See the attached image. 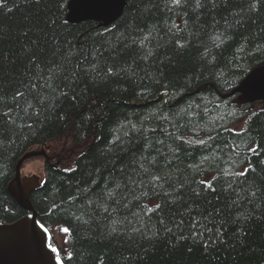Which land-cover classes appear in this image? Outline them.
Masks as SVG:
<instances>
[{
    "label": "trees",
    "instance_id": "trees-1",
    "mask_svg": "<svg viewBox=\"0 0 264 264\" xmlns=\"http://www.w3.org/2000/svg\"><path fill=\"white\" fill-rule=\"evenodd\" d=\"M71 1L0 0V225L44 150L30 204L62 264H264V100L229 96L264 65V0H127L107 25Z\"/></svg>",
    "mask_w": 264,
    "mask_h": 264
},
{
    "label": "water",
    "instance_id": "water-1",
    "mask_svg": "<svg viewBox=\"0 0 264 264\" xmlns=\"http://www.w3.org/2000/svg\"><path fill=\"white\" fill-rule=\"evenodd\" d=\"M127 0H72L68 5L69 23L94 22L107 25L120 16ZM239 95L248 104L264 100V65L252 70L229 96ZM49 157L44 150L28 152L15 167L8 193L26 215L12 224L0 225V264H58L55 252L48 246V230L40 224L30 204L31 193L40 183L22 181V164L33 158ZM59 264H62L59 260Z\"/></svg>",
    "mask_w": 264,
    "mask_h": 264
},
{
    "label": "rangeland",
    "instance_id": "rangeland-1",
    "mask_svg": "<svg viewBox=\"0 0 264 264\" xmlns=\"http://www.w3.org/2000/svg\"><path fill=\"white\" fill-rule=\"evenodd\" d=\"M236 130H241L242 129V124H238L235 127ZM57 151L58 149H54ZM73 165V161L65 164L62 169H68ZM19 176L22 181L25 180H30V181H37L38 184L42 183V181L45 178V173H44V162L38 158H33L30 160L25 161L19 171ZM55 243V248L58 251L60 255L65 254V231L63 228H59L58 230L54 231L51 233V242Z\"/></svg>",
    "mask_w": 264,
    "mask_h": 264
},
{
    "label": "snow or ice",
    "instance_id": "snow-or-ice-1",
    "mask_svg": "<svg viewBox=\"0 0 264 264\" xmlns=\"http://www.w3.org/2000/svg\"><path fill=\"white\" fill-rule=\"evenodd\" d=\"M241 174H243V173H241ZM64 231L66 232L67 229H64ZM52 251H53V252H56V249H55V248H52ZM58 264H59V260H58Z\"/></svg>",
    "mask_w": 264,
    "mask_h": 264
}]
</instances>
